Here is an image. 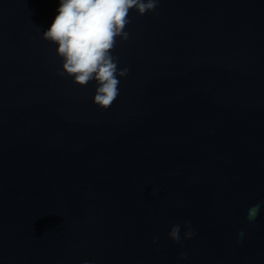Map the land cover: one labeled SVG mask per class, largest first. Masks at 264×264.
I'll use <instances>...</instances> for the list:
<instances>
[{
    "label": "water",
    "instance_id": "water-1",
    "mask_svg": "<svg viewBox=\"0 0 264 264\" xmlns=\"http://www.w3.org/2000/svg\"><path fill=\"white\" fill-rule=\"evenodd\" d=\"M59 7L0 0V264H264V0L131 9L107 110Z\"/></svg>",
    "mask_w": 264,
    "mask_h": 264
},
{
    "label": "clouds",
    "instance_id": "clouds-1",
    "mask_svg": "<svg viewBox=\"0 0 264 264\" xmlns=\"http://www.w3.org/2000/svg\"><path fill=\"white\" fill-rule=\"evenodd\" d=\"M158 3L159 0H60L59 14L43 32L45 40L58 44L57 53L63 58V70L58 75L73 77V82L81 86L95 80L94 102L107 110L119 95L117 76L128 74L127 68L118 69L119 58L111 55L116 38L128 39L124 29L130 23L131 9L144 15L156 12ZM259 211V204L252 206L248 220H255ZM184 227V237L192 238L191 223L186 221ZM180 232L181 225L176 224L169 236L180 243Z\"/></svg>",
    "mask_w": 264,
    "mask_h": 264
}]
</instances>
